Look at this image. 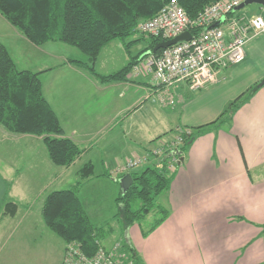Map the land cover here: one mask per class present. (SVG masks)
<instances>
[{
	"label": "crops",
	"instance_id": "crops-1",
	"mask_svg": "<svg viewBox=\"0 0 264 264\" xmlns=\"http://www.w3.org/2000/svg\"><path fill=\"white\" fill-rule=\"evenodd\" d=\"M241 9H236V16H264V6L258 3ZM0 17L7 21L1 13ZM8 30L0 41L16 63L11 52L15 47L25 52L38 50L39 54L41 45L59 42L50 40L36 45L13 25ZM43 51L45 56L56 55L52 47ZM35 57L40 56L32 55L30 59L24 56L29 67L20 69L40 72V77L48 73H52V78L63 73L75 74L80 86L75 87L74 96L82 101L90 96L94 99V102L90 99L91 107L78 121L74 117L68 132L61 122L64 136L78 143L83 152L69 166H49V171H39V178L48 183L65 178L83 156L93 152L102 170L97 175L94 170L84 180L99 179L102 175L118 182L115 173L120 172L117 167L124 158L141 155L147 151L146 147L156 148L158 141L164 138L171 141L177 136H162V132L174 130L179 134L217 120L231 101L256 87L231 115L224 116V121L195 137L185 150L180 148L181 162L171 173V183L161 203L169 210L165 221L147 236H143L141 226L135 222L126 229L125 239L144 264H264V84L259 85L264 79V34H256L247 42L242 62L220 69L218 81L199 90H192L184 81L165 86L154 78L152 81L150 73L134 71L132 74L133 70L124 80L101 82L72 61L77 56L37 70L43 58L36 61ZM64 90L69 92L65 88L56 95L64 97ZM129 136L135 140L130 141ZM121 157L124 158L119 161ZM88 161L96 169L93 158H86L76 168L78 175L79 168ZM46 192L47 196L51 191ZM18 208L13 215L19 216L15 222H29L33 208L24 210L23 216L17 214Z\"/></svg>",
	"mask_w": 264,
	"mask_h": 264
},
{
	"label": "trees",
	"instance_id": "trees-1",
	"mask_svg": "<svg viewBox=\"0 0 264 264\" xmlns=\"http://www.w3.org/2000/svg\"><path fill=\"white\" fill-rule=\"evenodd\" d=\"M168 1L0 0V13L36 45L60 40L76 46L83 56L72 61L106 83L124 80L141 55L145 57L162 40L159 36L149 35L151 41L148 47L123 68L109 74H101L95 69L102 48L114 39H125L139 31V23L156 15ZM178 1L190 17L196 18L206 5L216 0ZM196 31L191 30L192 33ZM255 88L247 89L231 101L217 120L193 126L191 131L179 132L183 138L180 148L185 150L195 137L206 132L210 126L224 121V116L231 115ZM0 124L9 132L41 136L50 160L56 165L69 166L83 152L78 143L64 136L61 121L44 94L40 72L18 68L7 46L1 41ZM78 172L82 180L87 179L94 173V164L88 161ZM130 173L134 182L126 192L120 193L117 203L122 205L126 227L140 222L152 210L161 213L149 229L143 230V235L147 236L169 216V210L157 203L156 198L169 187L172 174H169L166 164L158 167L154 161L147 163L142 171ZM80 183L48 193L43 202L42 216L46 225L66 243L80 242L85 251L93 253L98 247L99 232L78 195ZM138 199L141 205L134 208ZM3 204L5 213L11 215L16 213L19 205L11 200L2 201ZM130 250L137 262L144 264L135 248L131 246Z\"/></svg>",
	"mask_w": 264,
	"mask_h": 264
},
{
	"label": "rangeland",
	"instance_id": "rangeland-1",
	"mask_svg": "<svg viewBox=\"0 0 264 264\" xmlns=\"http://www.w3.org/2000/svg\"><path fill=\"white\" fill-rule=\"evenodd\" d=\"M247 7L248 5L243 7L241 11ZM0 20H2V23L0 22V37H4L6 33L10 32L8 29L12 25L6 23L7 21L3 17H0ZM3 24L7 25L4 26ZM58 41L55 45L52 42L41 45L39 54L37 53L38 50L25 52L19 50V47L13 48L11 52L17 59L16 64L19 68L29 67L25 63L28 60H25L24 56H27L29 59L32 55L40 56L35 57L36 61H40L43 58V63L37 66V70H43L51 65L61 63L67 57L77 56L80 58L83 56L76 46L60 40ZM150 41V36L140 31H135L125 39L117 38L112 40L99 53L95 64L96 71L107 74L120 70L134 56L148 47ZM51 47L54 49L56 55L45 56L43 49L49 51ZM79 54L80 56H78ZM145 61V59L139 61V63L142 62L140 63V68H142ZM133 72L134 70L131 73L133 74ZM148 76L154 81L153 78L155 79V77L153 74H149ZM76 77L72 73H63V76L53 78L52 73H48L40 77L43 82L44 94L51 101L62 124L65 125V128L67 127V132L70 129V124L74 122V117L77 116L76 120L78 121L82 114H85L84 111L91 107L90 99L94 102L92 96L85 99V101H82V98L76 95L74 96V89L79 84V80ZM65 88L69 92L67 93L64 90L62 94L65 96L59 98L56 93H60ZM168 134L172 136L177 135L174 130L162 132L161 135L165 136ZM131 137L129 136V138ZM132 140L135 139L131 138L130 141ZM165 140L167 139L164 138L158 141V143L156 142V147ZM151 142L156 144L154 141ZM146 148V152L150 153L154 147ZM180 153H178L179 163L181 162ZM124 157L119 158V161ZM86 158H93L96 163L95 174L100 173L102 166L101 162L96 160L98 158L96 153L93 152L87 155V157L83 156L80 163L82 164ZM125 160L126 158L122 162ZM153 160L154 157H151L150 161L152 162ZM80 163H77L75 169L66 174L65 178H55V180L48 183L43 178H39V171L47 172L49 171V166L51 168H58L59 166L51 162L43 138L37 135L9 132L0 124V232H2L0 234V264H61L66 242L46 225L41 213L42 205L46 196L45 190L48 193V191L55 189H64L80 179V175L76 172V168ZM145 166L146 164H140L128 171L115 174L118 176V180H120L124 174L130 171L140 172ZM172 172L169 171V174ZM99 177V179L95 177L87 181L80 179L83 183L79 187L78 195L82 199L88 214L99 232L100 242L110 247L115 242H125V231L132 224L128 227L125 226L123 211L121 209L122 205L117 203V197L122 192L120 181H113L110 176L100 175ZM32 182L34 183L33 186ZM167 189L157 196V203H163ZM10 200L20 204L17 213L18 215L21 214L20 216H23L22 214L24 213L22 212L27 210L28 207L33 208L31 215L28 217L29 222H15L19 219V216L5 213V203L2 205V201L6 202ZM140 205L141 201L138 199L133 207L137 208ZM160 216L161 213L152 210L140 222H136L141 226L142 234L143 230L149 229ZM11 220L13 221L10 222ZM23 220H26V217ZM34 237H37L36 242L33 241Z\"/></svg>",
	"mask_w": 264,
	"mask_h": 264
},
{
	"label": "built area",
	"instance_id": "built-area-1",
	"mask_svg": "<svg viewBox=\"0 0 264 264\" xmlns=\"http://www.w3.org/2000/svg\"><path fill=\"white\" fill-rule=\"evenodd\" d=\"M242 0H216L208 4L196 18H192L178 0H169L153 17L143 20L137 29L161 40L171 39L184 31L196 29L188 40H182L155 53L148 54L132 70L153 74L162 85L186 82L192 90H199L218 81V71L242 62L246 57L247 42L256 34H264V16H236ZM222 20L219 25L216 22ZM145 63L140 68V60ZM183 138L179 134L171 141H163L147 154H135L118 164V171H128L137 165L150 163L167 165L174 171ZM131 245L115 242L110 247L98 240L93 253L85 251L80 242L66 243L62 264H139L130 250Z\"/></svg>",
	"mask_w": 264,
	"mask_h": 264
},
{
	"label": "water",
	"instance_id": "water-1",
	"mask_svg": "<svg viewBox=\"0 0 264 264\" xmlns=\"http://www.w3.org/2000/svg\"><path fill=\"white\" fill-rule=\"evenodd\" d=\"M253 3H258L264 6V0H242V2L237 6V9L243 8L244 6L253 4ZM221 22L222 20H219L218 22H216L215 25H219ZM191 36L192 34L190 31H184L171 39L158 42L156 46L154 47L153 51H157L159 48H166L182 40H188L191 38ZM263 84H264V79L260 82L259 85H263ZM119 181L121 184V190L123 192H126L130 188V186L133 184L134 179L132 177V174L128 172L124 174V176L121 177Z\"/></svg>",
	"mask_w": 264,
	"mask_h": 264
}]
</instances>
